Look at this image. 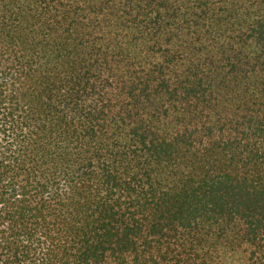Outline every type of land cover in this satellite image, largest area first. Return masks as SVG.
<instances>
[{"label": "trees", "instance_id": "1", "mask_svg": "<svg viewBox=\"0 0 264 264\" xmlns=\"http://www.w3.org/2000/svg\"><path fill=\"white\" fill-rule=\"evenodd\" d=\"M0 264H264V0H0Z\"/></svg>", "mask_w": 264, "mask_h": 264}]
</instances>
